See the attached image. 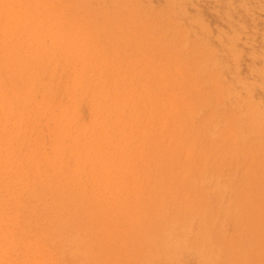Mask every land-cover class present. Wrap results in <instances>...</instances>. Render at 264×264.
Here are the masks:
<instances>
[{
	"label": "rangeland",
	"instance_id": "374dc122",
	"mask_svg": "<svg viewBox=\"0 0 264 264\" xmlns=\"http://www.w3.org/2000/svg\"><path fill=\"white\" fill-rule=\"evenodd\" d=\"M0 264H264V0H0Z\"/></svg>",
	"mask_w": 264,
	"mask_h": 264
}]
</instances>
